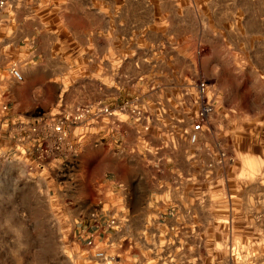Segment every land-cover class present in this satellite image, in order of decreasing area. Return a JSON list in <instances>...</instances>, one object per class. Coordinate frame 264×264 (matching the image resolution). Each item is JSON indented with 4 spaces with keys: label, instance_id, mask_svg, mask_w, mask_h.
<instances>
[{
    "label": "rangeland",
    "instance_id": "374dc122",
    "mask_svg": "<svg viewBox=\"0 0 264 264\" xmlns=\"http://www.w3.org/2000/svg\"><path fill=\"white\" fill-rule=\"evenodd\" d=\"M6 2L9 11L18 15L47 10L53 11V22L60 17L75 37L68 44L75 65L79 64V44L85 49L83 61L97 57L98 35L104 22L107 64L116 52L122 79L134 75L133 65L136 74H152L163 69V59H169L182 76L190 79L189 84L185 82L188 93L193 94L191 86L199 81L207 85L216 115L212 132L199 141L202 175L221 176L218 189L228 187L237 193L244 186L247 200L241 203V194L234 200L233 239L242 238L230 243L227 226L219 224L216 228L209 223L216 215L210 204L215 208L221 200H214V180L202 178V207L195 210L202 221V241L196 242L199 262L229 264V249L234 246L239 264L248 261L243 254L246 251L254 255L252 264H264V0ZM162 26L165 32L155 30ZM54 62L61 64L63 60L56 56ZM77 70L75 67L64 73L65 92L53 101L47 98V108L38 114L56 115L65 105L88 104L81 98L82 73ZM152 85L150 80L146 88ZM130 99L141 107L135 96H123L115 104ZM181 101L182 116L188 118L193 112L190 98L183 96ZM79 131L75 129V133ZM217 151L228 161H219ZM1 154L0 146V264H92V250L76 241L74 232L75 223L86 215L77 208L84 188L64 193L54 179L30 178L22 161ZM82 167L92 176L91 181L101 174L96 159L85 160ZM91 190L89 185L87 192ZM223 213L219 211L218 218L222 219ZM245 217L248 224L242 225Z\"/></svg>",
    "mask_w": 264,
    "mask_h": 264
},
{
    "label": "crops",
    "instance_id": "0c3cea01",
    "mask_svg": "<svg viewBox=\"0 0 264 264\" xmlns=\"http://www.w3.org/2000/svg\"><path fill=\"white\" fill-rule=\"evenodd\" d=\"M0 18V92H6L10 100L7 105L14 115L30 117L44 113L47 98L53 101L65 92L64 73L77 67V72L82 73L79 78H82L83 101L115 104L123 96H135L151 116L147 130L120 117L114 134L104 132L95 123L77 133L75 129L70 131L69 139L77 144L81 156L80 172L72 190L84 188V197L77 208L86 214L75 223L76 241L82 243L77 239L80 229L90 228V213L103 223L105 211L111 208L117 220L114 228L97 236L98 246L110 260L101 263L91 253L92 264H200L196 242L202 241V221L195 210L202 207V178L214 180V200L218 197L221 200L215 208L210 204L216 213L210 218V225L227 226L230 243L242 238L233 239L232 211L239 194L241 203L247 200L245 187H238L241 191L237 193L228 187L218 189L221 176L202 175L199 141L206 134H201L195 145H190L183 134L189 124L182 116L180 86L184 83L185 88V82L189 84L190 79L179 73L176 64L163 59L162 70L143 75L136 74L133 65L134 75L129 74L127 78L123 73L122 79L121 61L116 58V52L107 64L104 22L101 36L98 35L97 57L83 61L85 49L79 44V64L75 65L71 58L73 51L68 49L75 38L73 31L68 32L60 17L53 22V11H22L18 15L7 10ZM155 30L165 32L166 28ZM77 38L81 40L82 35L78 34ZM56 56L63 60L61 64L53 63ZM11 62L20 69L19 85L6 81ZM150 80L153 85L146 88ZM3 105L0 99V109ZM72 106L65 105L57 113ZM89 158L96 159L101 169L93 181L82 167ZM89 185L92 192H87ZM219 211L225 214L222 219L218 218ZM245 218L241 220L242 225L248 224V217Z\"/></svg>",
    "mask_w": 264,
    "mask_h": 264
},
{
    "label": "built area",
    "instance_id": "2783aa9c",
    "mask_svg": "<svg viewBox=\"0 0 264 264\" xmlns=\"http://www.w3.org/2000/svg\"><path fill=\"white\" fill-rule=\"evenodd\" d=\"M9 9L6 0H0V14ZM6 81L15 85L22 82L20 69L15 62H11L7 69ZM191 87L192 95L185 88L181 89L180 95L182 98H190V109L193 112L188 118L183 117L189 124L188 130L183 134L190 145H195L201 134L212 132L216 108L207 95V85L203 81ZM0 99H3L4 103L0 109V146L3 148L1 156L22 161L30 178H49L52 181L54 179L64 193L71 191L81 168L80 151L77 144L69 139L72 129L87 128L95 123L104 132L114 134L118 131L120 117L143 130H147L151 122V116L136 104L135 99L114 105L97 101L74 105L56 115L36 114L30 117L16 116L11 112L7 105L10 100L5 91L0 92ZM217 157L219 161H228L220 151H217ZM112 212L111 208L105 211L106 219L103 223L92 213L89 216L90 228H82L77 233V239L91 249L93 258L101 263L109 261L110 257L98 246L97 236L117 225ZM240 253L242 254V251ZM243 254L248 260L246 264H252L253 253L246 251ZM239 261L237 250L230 246L228 263L239 264Z\"/></svg>",
    "mask_w": 264,
    "mask_h": 264
}]
</instances>
